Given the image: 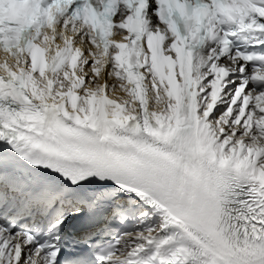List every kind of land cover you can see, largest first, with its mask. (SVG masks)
Wrapping results in <instances>:
<instances>
[{
  "label": "snow or ice",
  "instance_id": "obj_1",
  "mask_svg": "<svg viewBox=\"0 0 264 264\" xmlns=\"http://www.w3.org/2000/svg\"><path fill=\"white\" fill-rule=\"evenodd\" d=\"M161 143L218 177L222 264H264V0H0V264H195L158 258Z\"/></svg>",
  "mask_w": 264,
  "mask_h": 264
}]
</instances>
